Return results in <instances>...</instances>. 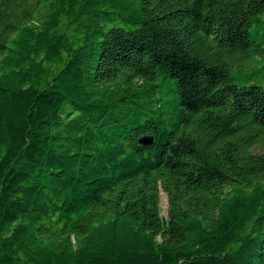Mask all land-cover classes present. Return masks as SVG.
Returning a JSON list of instances; mask_svg holds the SVG:
<instances>
[{
    "label": "trees",
    "instance_id": "obj_1",
    "mask_svg": "<svg viewBox=\"0 0 264 264\" xmlns=\"http://www.w3.org/2000/svg\"><path fill=\"white\" fill-rule=\"evenodd\" d=\"M0 264H264V0H0Z\"/></svg>",
    "mask_w": 264,
    "mask_h": 264
},
{
    "label": "water",
    "instance_id": "obj_2",
    "mask_svg": "<svg viewBox=\"0 0 264 264\" xmlns=\"http://www.w3.org/2000/svg\"><path fill=\"white\" fill-rule=\"evenodd\" d=\"M151 142H152L151 136L142 135V136H140V138H138V143L142 146H147V145L151 144Z\"/></svg>",
    "mask_w": 264,
    "mask_h": 264
},
{
    "label": "rangeland",
    "instance_id": "obj_3",
    "mask_svg": "<svg viewBox=\"0 0 264 264\" xmlns=\"http://www.w3.org/2000/svg\"><path fill=\"white\" fill-rule=\"evenodd\" d=\"M160 198H161V203H160V208L163 210L164 209V205H165V198H164V196L161 194V196H160Z\"/></svg>",
    "mask_w": 264,
    "mask_h": 264
}]
</instances>
